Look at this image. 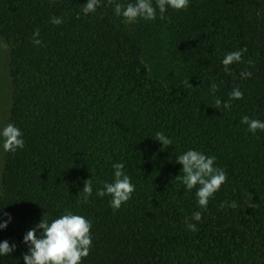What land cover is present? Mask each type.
<instances>
[{"label":"trees","instance_id":"obj_1","mask_svg":"<svg viewBox=\"0 0 264 264\" xmlns=\"http://www.w3.org/2000/svg\"><path fill=\"white\" fill-rule=\"evenodd\" d=\"M86 3L0 0V39L10 53L8 121L24 140L2 159L0 222L3 213L11 221L0 242L16 249L0 264H24L26 232L65 210L92 222L82 264H264V131L241 123L244 116L264 121V0H189L186 10L169 9L164 19L157 11L155 20L131 25L107 0L87 15ZM53 16L63 23H50ZM37 28L39 46L32 43ZM241 48L242 62L226 73L224 56ZM237 87L243 98L217 109L215 99L227 101ZM157 132L172 144L161 150ZM189 149L215 156L227 173L206 209L195 188L175 180L182 175L175 158ZM115 163L135 185L116 211L110 197L96 196L113 181ZM90 178L85 204L79 192ZM232 201L236 208L220 207Z\"/></svg>","mask_w":264,"mask_h":264},{"label":"clouds","instance_id":"obj_2","mask_svg":"<svg viewBox=\"0 0 264 264\" xmlns=\"http://www.w3.org/2000/svg\"><path fill=\"white\" fill-rule=\"evenodd\" d=\"M105 6L104 0H87L85 6L82 7L84 14L95 13L98 7ZM106 6H112L114 15L123 22L131 25L139 20L153 21L157 18V11L160 19H164V14L169 9L173 11L186 10L189 6V0H132V2L123 3L120 0H107ZM50 23L53 25H61L63 19L61 17H51ZM39 28L33 32L32 43L36 46L42 44L40 39ZM247 52L246 48L238 51H232L226 54L222 60L225 72H229V66L234 63L242 62V57ZM247 63L251 66L252 60ZM241 78L249 79L252 73L242 71ZM186 80V87H192ZM210 91L215 93L218 86L215 83L210 85ZM243 98V92L237 87L228 94L227 101H221L216 98L215 107L219 109L230 110L232 100H240ZM241 123L247 125V131L256 133L258 130L264 131V121L257 119H249L244 116ZM23 133L12 123L0 124V149L5 153H15L19 149L24 148ZM155 141L159 142L161 150L169 147L172 140L164 135L163 132L155 134ZM175 162L182 166V175H177L175 180H179L188 191L195 190L196 203L199 208L206 209L209 200L220 190L222 185L227 182V173L215 166L216 157L208 156L200 151L189 149L175 158ZM114 179L112 182H105L102 188L96 191L97 197H110L109 206L114 210L120 207L132 198L135 191V185L132 184L130 177L123 171L122 163L113 164ZM80 199L82 203H88L93 193L92 179L84 181L83 190ZM249 195V194H248ZM252 201V197L249 195ZM225 206L236 208L235 201L222 202L220 207ZM249 207H255L254 203H250ZM2 213V208H0ZM7 219L0 222V230L7 227L11 221V217L7 213H3ZM202 213L200 211L193 212L192 220L201 221ZM188 231L197 232L196 224L186 222ZM92 222L82 215L73 214L71 211L65 210V213L56 219L49 221L41 218L38 224L30 228L23 236L22 242L28 247V251L22 255L24 264H82V260L90 254L92 248ZM16 249V245H10L8 241L0 242V257L11 255Z\"/></svg>","mask_w":264,"mask_h":264},{"label":"rangeland","instance_id":"obj_3","mask_svg":"<svg viewBox=\"0 0 264 264\" xmlns=\"http://www.w3.org/2000/svg\"><path fill=\"white\" fill-rule=\"evenodd\" d=\"M8 44L0 39V124L9 123V109L11 104L12 87L8 74L9 63ZM4 152L0 149V173Z\"/></svg>","mask_w":264,"mask_h":264}]
</instances>
